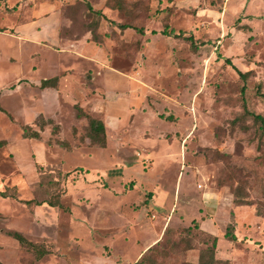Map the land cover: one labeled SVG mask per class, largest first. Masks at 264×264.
Wrapping results in <instances>:
<instances>
[{"label":"rangeland","instance_id":"obj_1","mask_svg":"<svg viewBox=\"0 0 264 264\" xmlns=\"http://www.w3.org/2000/svg\"><path fill=\"white\" fill-rule=\"evenodd\" d=\"M262 92L264 0H0V263L264 264Z\"/></svg>","mask_w":264,"mask_h":264},{"label":"trees","instance_id":"obj_2","mask_svg":"<svg viewBox=\"0 0 264 264\" xmlns=\"http://www.w3.org/2000/svg\"><path fill=\"white\" fill-rule=\"evenodd\" d=\"M99 12V11H97ZM111 24L117 25L120 28H126V27H130L132 26L131 24L128 23H123V22H115L113 20L110 21ZM136 30L141 31V29H139L138 27H135ZM187 39L190 40L191 44L194 45V38L192 37V35H189L186 37ZM228 61H230L229 59H227ZM237 72L239 73L240 76H245L246 75V71H241L239 69H236ZM52 78V77H51ZM51 78H46L43 79L41 81V84L43 86H49L52 85L51 83ZM245 89V86L242 85L241 87V92L243 93ZM262 94H264V92H262ZM1 109V107H0ZM250 114L252 115V117L259 121V124L264 132V117L259 114V113H255L253 111L250 112ZM77 115L81 116V115H86L89 118V127H90V131H89V136L91 138V140H93V142L97 143L98 145H103L105 143V125L103 123V121L101 119L95 118L90 116L89 114L87 115L80 106H77ZM57 125H54V128H56ZM26 128H29V126H25L24 128V133H26V136L29 137H38L39 133L37 132V130L32 129L30 131H27ZM63 143V142H61ZM39 164L37 163V166ZM31 199H28L27 202H29ZM46 201L48 204L50 205H56L58 204L56 201L57 199H47L44 200ZM43 201H36V204H40ZM232 202L237 205V204H242V203H246L245 201H241L239 199H237L236 197V192L233 191V199ZM195 226H197V224L195 223ZM233 223L229 222L226 226V229L224 231V237L229 239V240H237V237L234 233V227H233ZM9 234L13 237H15L20 243H29V244H33L31 241L27 240L24 235L17 231H10ZM212 236V242H211V246H208L206 248L207 253H203L200 252L198 255V258L196 261H190L189 264H221V263H227L230 264L229 259L228 258H223L221 256H218L216 254V245H217V235H211ZM158 241H156L154 244H151L150 246H148L142 253L141 255L138 257V259L136 261L133 262V264H142L143 258H144V254L146 252H149L157 243ZM239 242V241H238ZM1 264V263H0Z\"/></svg>","mask_w":264,"mask_h":264},{"label":"crops","instance_id":"obj_3","mask_svg":"<svg viewBox=\"0 0 264 264\" xmlns=\"http://www.w3.org/2000/svg\"><path fill=\"white\" fill-rule=\"evenodd\" d=\"M211 229H212V228L210 227L209 230L212 232ZM152 238H153V237H150V238L147 239L146 241H145V240L142 241V242H141V246H143V247L145 246L144 249H145L146 247H148L151 243H153V242L156 240V238H153V239H152ZM150 239H152V240L149 242ZM148 242H149V243H148ZM140 248H141V247H140Z\"/></svg>","mask_w":264,"mask_h":264}]
</instances>
